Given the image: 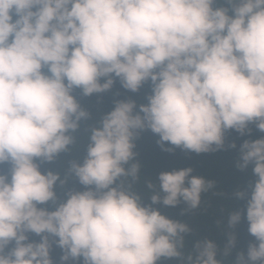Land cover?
<instances>
[{"label":"clouds","instance_id":"9594fccd","mask_svg":"<svg viewBox=\"0 0 264 264\" xmlns=\"http://www.w3.org/2000/svg\"><path fill=\"white\" fill-rule=\"evenodd\" d=\"M117 82L148 91L97 109L82 162L42 171L93 119L77 96L99 102ZM253 129L258 138L226 145V134ZM146 130L164 151L237 149L233 166H251L254 180L230 194L246 204L228 213L222 250L203 238L185 253L189 224L153 207L188 213L213 180L188 167L148 180L149 204L134 190ZM2 165L0 264H57L54 246L58 264H223L242 218L255 240L233 264H264V0H0ZM73 177L83 190L67 187Z\"/></svg>","mask_w":264,"mask_h":264},{"label":"trees","instance_id":"16d2710c","mask_svg":"<svg viewBox=\"0 0 264 264\" xmlns=\"http://www.w3.org/2000/svg\"><path fill=\"white\" fill-rule=\"evenodd\" d=\"M120 92V96H114V93ZM148 91V86L145 85L139 94L125 92L120 88L119 83L114 86L112 91L101 94L99 102L96 95L92 97L80 98L83 106L88 107L89 111L93 113V119L82 124L80 131L76 134L77 142L73 146L72 151L68 154H61L57 163H45L41 165L42 171L49 169L56 171H63L69 159H77L82 162L86 154L87 145V127L94 124L99 119L96 115L97 109L102 108V111L108 112L113 107V99H123L128 96L136 98L137 95L143 97L144 93ZM139 102L146 103V100L141 99ZM261 134L253 129L251 137H239L235 132L226 134V145L235 141L237 149L244 139H256ZM159 137L151 131L146 130L141 133L140 137L135 141L137 152L136 160L139 161L140 179L133 185L135 191L139 192L143 198L144 203L149 204L151 201L148 199L152 192L146 186V182L151 180L154 184L158 185L156 181L159 173L163 171H172L174 169H183L191 167L193 169L192 175L203 176L206 179L213 180L215 187L208 190L201 195V203L198 208L182 214L183 209L186 207L183 203L175 207L164 206L163 204H156L153 207L160 210V212L171 219L186 222L191 227L192 231L185 237V253L191 251L192 244L198 239L208 238L213 239L222 250L226 243V227L227 215L230 211L234 210L238 204L244 207L246 201H235L230 197V194L237 189H244L248 183L254 180L252 168L239 170L233 166V161L237 157V149L226 148V150L217 151L214 153H201L196 154L188 152L180 148H175L173 152L162 150L161 146L157 143ZM165 147H172L165 144ZM7 165H2L0 168L7 170ZM67 187L69 189L83 190V186L78 183L76 178H70ZM224 193V195H221ZM57 194L61 199L64 198L63 193L57 189ZM248 224L246 219L242 218L241 222L233 229L236 234V246L232 249L230 256H221L218 258L223 260V264H233L236 255L239 252L247 253V247L250 242H254L255 238L248 233ZM39 237H32L30 239ZM52 257L54 261H59L61 250L53 247ZM158 264H179L178 260H164Z\"/></svg>","mask_w":264,"mask_h":264}]
</instances>
